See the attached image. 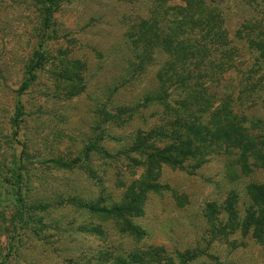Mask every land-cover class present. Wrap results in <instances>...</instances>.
Here are the masks:
<instances>
[{
    "label": "rangeland",
    "instance_id": "1",
    "mask_svg": "<svg viewBox=\"0 0 264 264\" xmlns=\"http://www.w3.org/2000/svg\"><path fill=\"white\" fill-rule=\"evenodd\" d=\"M222 1L233 36L253 9L245 0ZM39 2L0 0V264H139L135 258L142 253H156L160 264L171 258L178 264L173 260L177 252L188 251L199 254L191 264H264V244L251 234L223 229L228 214L214 224L207 213L209 204L224 206L236 192L237 209L245 217L251 204L247 185L264 183V169L232 179L227 157L215 155L197 170L194 161L182 170L163 167L160 190L143 195L159 167L130 149L138 132L148 134L163 123V109L142 105L157 87L162 63L133 80L126 34L141 17H150L153 0H63L54 17L57 36L53 28L48 31L51 61L19 95L25 66L41 38ZM251 58L245 51L224 78L233 80L235 97L242 94L244 79L249 98L236 101L242 109L260 94L249 112L264 121V87L259 94L250 89L259 78L249 75ZM20 101L25 112L16 136L12 121ZM94 144L115 158L92 151L88 167L72 171L47 163L82 158ZM20 166L24 177L19 184ZM75 197L95 207L129 209L136 230L126 232L122 217L91 214ZM19 199L33 215L27 225L17 216Z\"/></svg>",
    "mask_w": 264,
    "mask_h": 264
},
{
    "label": "trees",
    "instance_id": "2",
    "mask_svg": "<svg viewBox=\"0 0 264 264\" xmlns=\"http://www.w3.org/2000/svg\"><path fill=\"white\" fill-rule=\"evenodd\" d=\"M62 1L39 2L41 38L31 61L25 66V78L18 90L19 95L33 86L39 72L51 61L47 42L52 36L48 31L53 28L52 35L57 36L54 17ZM171 1L175 0H153L150 17H141L126 34L134 57V60L129 61L128 70L133 80L142 77L150 66L162 63L155 75L157 87L153 92L152 89L148 92L142 105L163 109L164 113L160 114L163 123L151 129L148 134L138 132L133 137L134 143L130 149L133 153H143L146 161H155L159 167L157 174L150 177V185H147L143 195L146 191L160 190L158 177L162 174L163 167L182 170L187 168L186 162L194 161L193 168L197 170L215 155L223 154L227 157L226 167L232 179L246 177L264 169V121L251 116L249 112L251 105L258 102L259 93L264 87V0H245L253 13L241 23L233 36L226 25L228 15L224 1L180 0L182 7L167 6L168 9H164L163 3L167 5ZM245 51L252 56L249 75L259 76L257 81L250 83V89L259 96L252 102L247 101L250 105L242 109L236 101L249 98L245 94L248 89L244 86V79L240 80L244 90L235 97L233 80L226 82L224 77L236 66L237 58L243 57ZM214 84L216 87L223 86L224 91H217ZM253 93L249 95L253 96ZM24 110V104L20 101L12 121L16 136L21 129ZM97 150L110 159L115 158L94 144L84 151L82 158L70 161L52 159L47 163L68 171L75 170L78 166L85 169L88 167L90 153ZM125 153L128 154L129 150ZM22 168L24 167L20 166L18 170L19 184L24 177ZM19 189H22L21 185ZM247 192L251 204L245 210V217L242 218L237 209L236 192L229 195L224 206H219L221 208L216 203L209 204L208 217L216 224L218 216L228 214V223L223 229L228 228L227 232L232 234L239 231L244 235L251 234L254 240L264 244V183L252 181L247 185ZM75 198L77 204H81L91 214L118 216V219L122 217L126 220V232L133 233L136 230L132 218H129V209L119 206L95 207L85 199ZM19 201L21 208L17 216L27 225L28 218L33 215L29 214L31 211L23 203V199ZM38 208L46 210L42 205ZM144 257H147L146 261ZM198 257V251L177 252L173 260L178 264H191ZM170 260L169 264H175L172 258ZM135 261L139 264H160L162 260L156 253H142L136 255Z\"/></svg>",
    "mask_w": 264,
    "mask_h": 264
}]
</instances>
